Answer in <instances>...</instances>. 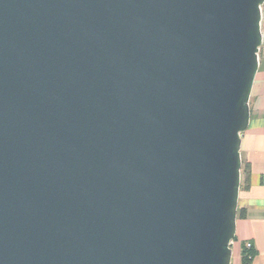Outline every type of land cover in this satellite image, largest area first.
<instances>
[{"label":"water","instance_id":"1","mask_svg":"<svg viewBox=\"0 0 264 264\" xmlns=\"http://www.w3.org/2000/svg\"><path fill=\"white\" fill-rule=\"evenodd\" d=\"M264 0H0V264H231Z\"/></svg>","mask_w":264,"mask_h":264},{"label":"crops","instance_id":"2","mask_svg":"<svg viewBox=\"0 0 264 264\" xmlns=\"http://www.w3.org/2000/svg\"><path fill=\"white\" fill-rule=\"evenodd\" d=\"M262 41L258 68L249 95L250 119L240 139L241 164L249 166V187L240 186L237 200L235 242H239L233 264L240 263V246L254 250L249 264H264V3L260 22ZM242 177V174H241Z\"/></svg>","mask_w":264,"mask_h":264},{"label":"trees","instance_id":"3","mask_svg":"<svg viewBox=\"0 0 264 264\" xmlns=\"http://www.w3.org/2000/svg\"><path fill=\"white\" fill-rule=\"evenodd\" d=\"M249 166L247 163L241 164V174L240 186L243 188L249 187ZM236 239V238H235ZM254 255V250L251 246H247L245 243H242L240 246V263L249 264L252 256Z\"/></svg>","mask_w":264,"mask_h":264},{"label":"rangeland","instance_id":"4","mask_svg":"<svg viewBox=\"0 0 264 264\" xmlns=\"http://www.w3.org/2000/svg\"><path fill=\"white\" fill-rule=\"evenodd\" d=\"M238 245H239V242H235V239H234L231 245V256L233 260H235V252H236ZM231 264H233L232 261H231Z\"/></svg>","mask_w":264,"mask_h":264},{"label":"built area","instance_id":"5","mask_svg":"<svg viewBox=\"0 0 264 264\" xmlns=\"http://www.w3.org/2000/svg\"><path fill=\"white\" fill-rule=\"evenodd\" d=\"M247 246H249V245H247Z\"/></svg>","mask_w":264,"mask_h":264}]
</instances>
